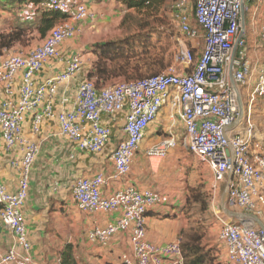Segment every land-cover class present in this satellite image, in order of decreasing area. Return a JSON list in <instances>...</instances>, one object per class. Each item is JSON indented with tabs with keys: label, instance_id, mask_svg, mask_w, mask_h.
I'll return each mask as SVG.
<instances>
[{
	"label": "built area",
	"instance_id": "obj_1",
	"mask_svg": "<svg viewBox=\"0 0 264 264\" xmlns=\"http://www.w3.org/2000/svg\"><path fill=\"white\" fill-rule=\"evenodd\" d=\"M253 0H195L194 18L203 30V48L197 58L194 49L183 48L174 64L162 73L134 81H122L110 87L97 88L89 79L80 82L75 99L64 94L59 110L56 96L82 71L80 54L74 55L65 70L52 79L37 82L36 76L48 63L61 58L60 48L74 39L79 30L74 23L94 19L81 0H43L35 7L67 17L44 38L41 45L24 53L0 56V134L8 152L21 151L11 166L19 174L17 191L9 192L0 183V221L15 236L24 254L11 249L0 264H30L31 244L23 209L29 197L30 175L40 153L38 143L24 134L23 124L32 117V133L38 134L45 121L56 120L60 134L81 152L102 153L113 139L114 121L124 115L125 137L111 154L115 172L111 177L99 173L79 178L73 185V199L85 213H119L120 217L106 227L88 232L89 241L106 245L115 235L127 233L131 254L122 257L123 264H185L181 240L156 245L146 239V213L162 203L155 190L129 186L109 196L102 189L112 180L128 177L136 155L153 123L165 106H169L168 139L147 149L150 159L165 160L177 146L173 134L178 124L185 131L189 151L212 171L214 185L227 183L233 171L227 208L232 212L264 217V140L258 138L253 107L264 98V67L259 69L253 90L242 100L241 90L249 84L252 66L248 60L233 61V50H245L242 32V9ZM189 0H176L174 15L180 32L190 41L200 37L192 26ZM244 29V33H245ZM259 44L264 47V25L259 30ZM20 85L16 93V81ZM240 93L243 114L234 91ZM241 88V89H240ZM17 94V97H16ZM219 240L225 245L228 264H264V230L251 220L223 221Z\"/></svg>",
	"mask_w": 264,
	"mask_h": 264
},
{
	"label": "crops",
	"instance_id": "obj_2",
	"mask_svg": "<svg viewBox=\"0 0 264 264\" xmlns=\"http://www.w3.org/2000/svg\"><path fill=\"white\" fill-rule=\"evenodd\" d=\"M87 4L91 12L94 14L93 20L74 23L79 30L78 35L69 41L62 44L61 58L51 60L44 70L36 76V81H44L52 79L65 70L66 63L77 54L83 57L84 66L82 71L66 87L61 86L56 96L55 110L60 108V100L64 94L72 100L75 99V92L80 82L86 79L91 68L90 55H84L85 49H89L96 43L101 41L111 40L116 38L118 34L117 28L123 26V20L128 12V8L117 0H81ZM176 0H153V7L149 10L148 17L138 15V18L129 21L140 22L141 26L145 27H163L166 20L163 16L169 13L168 16H174V3ZM255 2L257 0H254ZM255 5L246 7L247 18L249 23L248 34H245L246 45L245 50L237 49L235 60H248L252 66V75L249 79V84L243 90L246 96L253 90L258 70L256 67L264 64V52L260 47L256 46L259 42V30L264 25V0H259ZM195 0H189L188 10L191 17L193 27L200 31L201 38L204 32L198 26L194 18ZM147 10H144V12ZM174 18V17H173ZM40 13L36 11L26 0H0V32H10L12 28L24 26H33L34 35L39 33L35 28L39 22ZM176 22V21H175ZM140 26V27H141ZM126 28V24L124 25ZM30 32H28L29 34ZM40 34V33H39ZM47 32L46 35H48ZM257 34V36H256ZM244 36V35H243ZM38 37V36H36ZM45 36L40 34V41L36 42L39 46L42 44ZM247 38V39H246ZM103 39V40H102ZM100 41V42H99ZM18 41L14 42L9 49L3 50V55L8 53H16L18 50ZM195 42V41H192ZM201 45H193L196 56H200L203 48ZM16 45V46H15ZM36 46V47H37ZM254 48V49H252ZM89 69V70H88ZM20 85V76L16 81V93ZM17 97V94H16ZM243 102L244 99L242 98ZM260 114V115H259ZM264 98H258L255 103L253 120L257 126L258 134L261 140H264ZM32 117L28 115L23 124V130L26 137L40 146V153L33 166L29 197L23 209L26 219V228L28 238L31 244L30 249V264H61L62 254L71 246L77 264H123L122 257L131 253V244L127 233H119L115 235L106 245L89 241L87 234L95 227H106L114 223L120 217L119 213L101 214V213H85L79 211L73 200V184L58 185L54 190H48L45 194L42 190V180L37 176L36 165L40 161L44 150L52 147L50 138L58 136L59 127L56 120L46 121L38 134L32 133ZM124 115H119L114 121L115 131L113 139L109 142L105 150L97 154L87 155L82 153L70 141L65 144L67 150L62 152L65 156L64 161L70 162V168H75V180L79 178H89L102 173L105 177H111L115 168L111 160L113 150L118 146L120 140L125 135L123 132ZM149 129L146 139L141 145L139 153L136 155L132 169L128 177L124 180H112L102 189L105 196H109L119 190H123L129 186H135L140 190H166L167 187L158 183L157 177L163 176L162 167L156 169L148 164L150 160L146 156V151L150 146L159 142V140L146 142L149 135ZM61 136V135H60ZM62 137V136H61ZM64 138V137H63ZM61 151V150H60ZM67 153V154H66ZM22 157L21 151L8 152L5 148L4 141L0 134V183L3 184L9 192H15L18 188L19 174L12 168L11 162L14 159ZM62 163V166L65 164ZM164 169V168H163ZM165 184V183H164ZM160 194V193H159ZM161 195V194H160ZM168 198V197H167ZM166 198V199H167ZM165 199V198H164ZM161 204V203H160ZM264 225V217L260 218ZM147 232L146 239L156 245H166L180 239L182 230L186 229L189 221L184 216V212L178 203L172 202L170 205H156L148 211L147 217ZM11 249H14L19 255L24 252L16 243L15 236L6 228L0 221V260ZM221 260L227 263V254L224 249ZM223 263V262H222ZM10 264H18L16 262ZM225 264V263H223Z\"/></svg>",
	"mask_w": 264,
	"mask_h": 264
},
{
	"label": "rangeland",
	"instance_id": "obj_3",
	"mask_svg": "<svg viewBox=\"0 0 264 264\" xmlns=\"http://www.w3.org/2000/svg\"><path fill=\"white\" fill-rule=\"evenodd\" d=\"M254 2L253 0L251 5H255ZM258 2L259 0L255 3ZM251 5H248V7ZM168 15L169 13L163 16L166 20V24L163 27L141 26L143 20L140 22H132L131 26L129 25V21L131 20H129L126 24V28H124V26L117 28L118 32L121 31L122 33L118 34L116 38L108 41L102 39L103 41H99L100 43H96L89 49H85L84 55L89 54L92 60L91 68L100 61V57L108 55L109 60L106 62V67L116 69L110 70L114 75L109 76L108 79H104L106 81L103 82L102 85L98 84V88L110 87L118 82L132 81L159 74L174 64V57L179 50L183 48L193 49V45L199 46L202 44V41H204L203 38H201L202 35H200L199 39L195 42L190 41L180 32L175 15L173 16L174 18ZM248 24L249 23L245 20V34L251 31L249 30ZM38 41H40L39 33L35 35L33 32L27 33L16 43V45L18 44V50L15 52L28 54L36 48L38 45L36 42ZM109 42H112L109 45L107 44L109 50L102 54V52H104L103 49L106 48L102 47V45ZM251 44L252 43H249L247 45ZM256 46L261 48L259 42L256 43ZM261 49L264 52V47ZM3 53V51L0 52V56L3 55ZM118 55L120 56L115 58V56ZM261 66L264 67V64ZM261 68L260 65H258L256 70ZM127 70L128 73L123 74ZM89 78L90 76L88 77L87 74L86 79ZM89 80L95 83L97 82L96 78ZM242 96L246 104L247 96L244 92ZM168 116L169 106H165L156 123H153L151 126L150 135L146 141L147 143L152 141V139H154V141L168 139ZM262 116L263 123L264 115ZM55 133L58 136L53 137V135L50 138V140H52V147H47L44 150L40 161L36 165L37 176L39 180H42V190L45 194L48 190L53 191L54 187L58 185H74L77 180L74 178L76 176V171L74 172L75 168H70V162L64 161L65 156L62 153L67 150L65 144H67L66 142L68 141L66 138H63V136L61 137V134L59 135L57 133V129ZM173 134L176 136L177 146L170 151L168 157L165 160L149 158L150 160L147 161L150 166L156 169H161L162 167V173H164L163 176L160 175L157 177L158 183L167 187L165 191L155 189V191L161 194L163 199L162 203L158 205L167 206L172 202H174V204L178 203L184 212V216L189 221L188 227L184 229L187 233L184 242L189 243V235L192 233H199L201 235L200 243L202 247L213 252L217 259V263L220 261L226 264V262L221 260L225 245L219 240V233L223 221H228L230 219L221 209V200L226 188V183L220 184L218 187L214 185V178L209 165L200 162L186 146L185 131L181 124H178ZM82 153L90 156L92 155L86 152ZM60 161L65 165L62 166ZM147 214L148 212L146 216ZM182 245L181 242V246Z\"/></svg>",
	"mask_w": 264,
	"mask_h": 264
},
{
	"label": "trees",
	"instance_id": "obj_4",
	"mask_svg": "<svg viewBox=\"0 0 264 264\" xmlns=\"http://www.w3.org/2000/svg\"><path fill=\"white\" fill-rule=\"evenodd\" d=\"M42 1L43 0H26V2L30 3V5H33L35 7L39 6L42 3ZM117 1L122 2L128 8V10L131 11L125 15L123 23H122L123 26L127 24L129 20L131 21L136 20L138 18V15H144L148 17L150 15L149 10L153 7V0H117ZM144 10H147V11L144 12ZM247 14H248L247 10H245L246 18H247ZM65 20H67V17L65 15L52 12L46 9H40V19H39V22L36 24L35 29L42 36L46 37L47 32H50L57 24ZM28 32H33V26L20 25L19 27L12 28L10 32H0V52H2L4 49L11 48L14 42L21 39ZM111 43L112 42L105 43L102 45V47L107 48L108 45ZM106 48L103 49L104 52H102V54L106 53L105 51L109 50V48L107 49ZM119 56L120 55L115 56V58ZM197 58L199 57L197 56ZM108 60H109L108 55L107 56L105 55V57H100V61L96 65H94V67L91 68L89 71L88 77L90 76L89 79L96 78L97 82L96 83L94 82V83L96 84L97 88H98L97 86L98 84L102 85L103 82L106 81L104 79H108L109 76L114 75V73L110 72V70H113L115 68L106 67V64H107L106 62ZM127 73H128V70L125 71V73L123 74H127ZM152 76H155V75H152ZM152 76H148L145 78H149ZM145 78H140V79H145ZM140 79H135V80H140ZM180 236H181L180 240L183 244L182 248H184L183 253H184L185 264H223L220 261L219 263H217V259L211 250H206L202 247L200 243L201 235L199 233H192L191 235H189L190 237L189 243L184 242L187 236V233L185 230H182ZM61 264H77L71 246H69L66 249V251L63 252Z\"/></svg>",
	"mask_w": 264,
	"mask_h": 264
},
{
	"label": "water",
	"instance_id": "obj_5",
	"mask_svg": "<svg viewBox=\"0 0 264 264\" xmlns=\"http://www.w3.org/2000/svg\"><path fill=\"white\" fill-rule=\"evenodd\" d=\"M242 25H243L242 32H241L239 38L244 35V29H245V7H243V9H242ZM236 50H237V44L235 45L234 50H233V57H232V62H231V66H230L231 76H232L233 61H234V58H235ZM234 91H235L236 98H237V101H238V104H239V107H240V118H241L242 114H243V104H242V100H241V97H240V93L238 92V89L235 87V85H234ZM232 179H233V171H231L229 173L228 180H227V183H226V188H225L224 193L222 195V200H221V209H222V211L230 219L251 220V221L255 222L256 224H258L264 230V225H263L261 219L259 217H257L256 215L232 212V211H230L227 208L228 192H229V187H230Z\"/></svg>",
	"mask_w": 264,
	"mask_h": 264
}]
</instances>
